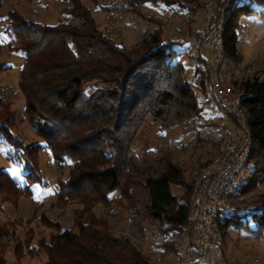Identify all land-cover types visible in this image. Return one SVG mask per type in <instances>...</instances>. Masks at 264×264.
<instances>
[{
  "label": "trees",
  "instance_id": "trees-1",
  "mask_svg": "<svg viewBox=\"0 0 264 264\" xmlns=\"http://www.w3.org/2000/svg\"><path fill=\"white\" fill-rule=\"evenodd\" d=\"M69 1L71 5L63 13L71 20L55 26L32 23L16 12L10 13L7 31L12 38L8 49L23 56L18 89L30 128L44 141L59 170L71 161L68 177L57 182L55 206L64 208L76 203L81 208L73 210L71 228L56 227L48 240H38L37 245L31 243L30 231L23 243L18 240L15 231L19 225L15 221L0 225V240L7 239V247L14 245L19 260L42 251L44 264H151L150 254L140 246L146 238V226L156 228L169 223L157 233V238H163L158 246L165 253L174 254L175 238L188 231L186 218L192 185L183 181L185 171L174 162L176 152L158 146L150 155L143 151L136 156L132 146L148 118L164 131L200 115L202 107L194 88L200 92L209 81L206 59L202 54L196 58L193 53L190 55L194 73L199 76L198 84H194L186 79V68L178 58L185 53L174 49L185 43L183 39H163L161 28L146 29L126 48L115 43L109 29L100 28L81 0ZM122 1V10L138 17H143L142 10L153 3L193 13L201 7L200 0ZM252 3L264 5L260 0L234 5L226 19L223 55L233 61V66L239 61V20L253 12ZM226 6V0H217V19ZM3 48L0 44V51ZM229 86L242 94L252 141L247 158L250 176L234 187L232 195L233 200L244 202L240 199L264 177V78H241ZM0 108V142L19 151L12 158L9 154L8 159L18 162L25 172L21 186L0 171L3 201L15 203L22 197L31 199L29 187L41 183V147L27 145L10 132L7 123L12 112L1 96ZM231 121L232 128L238 130L235 119L231 117ZM138 175L143 180L137 179ZM172 184L185 185L180 204L171 193ZM113 192L120 193L126 202V234L115 233V226L106 217L93 212L98 204L107 207ZM263 198V194L258 198L260 206L256 204L220 221V229L231 224L247 228L250 222L264 236ZM4 247L1 243L0 264H4Z\"/></svg>",
  "mask_w": 264,
  "mask_h": 264
},
{
  "label": "rangeland",
  "instance_id": "rangeland-1",
  "mask_svg": "<svg viewBox=\"0 0 264 264\" xmlns=\"http://www.w3.org/2000/svg\"><path fill=\"white\" fill-rule=\"evenodd\" d=\"M211 0H200L201 4L195 13L186 9H172L162 3L150 4L142 10L143 17H138L126 10L125 2L122 0H81L88 7L91 14L101 29H109V33L116 44L129 48L146 29L161 28L162 38L185 39L200 30L204 25V6ZM216 5L217 0H212ZM264 3V0H260ZM119 2V3H118ZM71 5L69 0H0V44L3 49L0 51V96L4 103L9 106L12 116L7 123L10 132L27 145H38L39 151L38 168L41 183L30 186L32 198L22 197L15 203L3 201L5 196L0 194V225H8L9 222L18 223L16 236L22 243L27 233L32 235V244L37 245L38 240H48L51 233L72 227L73 210L80 209L76 203L66 205L64 208L56 207V185L58 180H65L68 177L71 161H68L61 170L53 163L51 153L45 147L44 141L30 128L24 116V99L18 89L19 74L23 63V56L20 52H13L8 49V43L12 35L7 31L10 24L9 14L16 12L24 20L45 26H55L60 22L70 21V17L63 13V9ZM104 7H112L115 10H103ZM119 7V8H118ZM121 8V9H120ZM176 8V7H175ZM228 8V3L226 9ZM253 12L243 15L239 20L238 40L236 43L239 61L233 66V61L225 58L222 62L224 82L229 86L235 80L245 77L264 78V5L252 3ZM120 9V11H117ZM174 49L181 53L182 64L186 68L185 77L198 84L199 76L194 73V61L190 58L192 50L186 45H175ZM203 57L206 52L203 51ZM233 66V67H232ZM197 103L202 107L200 115L194 119L187 120L169 130H160L157 123L148 118L144 126L138 132L132 151L140 156L143 151L152 154L158 146L176 152L174 162L181 167L184 182L193 185L196 173L203 166V163L212 158L215 152L214 137H221L222 125L229 119V113L220 108H213L210 105L200 103V92L194 88ZM1 110V108H0ZM194 123L204 129L195 131ZM219 125H222L219 130ZM218 131V132H217ZM200 137H205L202 144L195 143ZM212 151H208L207 148ZM19 151L12 148L7 142H0V171L7 173L21 186L24 185L25 172L22 166L8 159L16 156ZM250 168L242 171L234 182L238 187L250 176ZM143 180V176H136ZM183 182V183H184ZM261 189L256 186L247 196L241 198L244 202L234 200L244 205L259 204L261 195H264V177L260 180ZM184 184H172L171 193L177 198V204L182 202ZM110 204L106 207L98 204L93 208L96 216L106 217L111 225L115 226V233L126 234L128 230L129 216L124 209L125 200L120 193L113 192L109 195ZM259 198V199H258ZM264 200V198H263ZM255 201V202H254ZM46 221V222H45ZM244 221V219H243ZM245 223V221H244ZM247 228H236L233 224L221 229L224 246L221 251L208 250L205 259L199 264H264V236L259 235L254 226L249 222ZM146 238L141 247L150 254L151 264H176L173 261V253H165L163 247L158 246L163 238L158 237L153 226H146ZM154 235V242L150 237ZM5 246L4 264H44L45 255L37 250L35 256H24L21 260L14 254V245L7 239L0 240ZM0 243V244H1Z\"/></svg>",
  "mask_w": 264,
  "mask_h": 264
},
{
  "label": "built area",
  "instance_id": "built-area-1",
  "mask_svg": "<svg viewBox=\"0 0 264 264\" xmlns=\"http://www.w3.org/2000/svg\"><path fill=\"white\" fill-rule=\"evenodd\" d=\"M226 1L228 8L219 19L214 2L211 0L205 4L203 27L188 36L185 43L195 58L203 51L206 52L209 81L200 91V103L223 109L235 119L239 129L228 128L222 137H214V155L196 173L188 202V231L186 235L175 238L173 261L176 264H199L205 259L208 249L221 251L224 241L219 222L235 217L241 210L253 206L236 203L232 197L236 178L246 168H251L247 158L252 141L247 115L242 105V94L234 92L225 84L221 70L224 60L223 32L229 10L234 5L247 4L250 0ZM226 124L224 121L223 125ZM202 126L194 123L193 129L199 131L204 129ZM204 142L205 137H200L197 142L195 140L197 144ZM256 185L262 190L260 181ZM257 205L260 206V203ZM169 226V223L159 224L155 232ZM155 239L154 235L150 237L151 242Z\"/></svg>",
  "mask_w": 264,
  "mask_h": 264
},
{
  "label": "crops",
  "instance_id": "crops-1",
  "mask_svg": "<svg viewBox=\"0 0 264 264\" xmlns=\"http://www.w3.org/2000/svg\"><path fill=\"white\" fill-rule=\"evenodd\" d=\"M224 80H225V78H224ZM225 82H226V80H225ZM227 124H226V128H224V129H221L222 131H221V133L223 132H226L227 131V129L228 128H232V127H234V124L232 123V121H231V115L229 114V119L227 120V121H225ZM223 125V124H222ZM222 125H219V130H220V128H221V126ZM218 132V131H217ZM207 150L210 152V151H212V149L209 147V148H207ZM209 250V249H208ZM208 250H207V252H208ZM210 250H215V249H213V248H210Z\"/></svg>",
  "mask_w": 264,
  "mask_h": 264
}]
</instances>
